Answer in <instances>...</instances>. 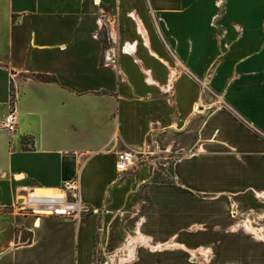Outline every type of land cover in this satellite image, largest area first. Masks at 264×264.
<instances>
[{
  "label": "crops",
  "instance_id": "0c3cea01",
  "mask_svg": "<svg viewBox=\"0 0 264 264\" xmlns=\"http://www.w3.org/2000/svg\"><path fill=\"white\" fill-rule=\"evenodd\" d=\"M11 110L0 264H264V0H0ZM166 157L175 181H150ZM64 183L73 218L26 203Z\"/></svg>",
  "mask_w": 264,
  "mask_h": 264
},
{
  "label": "built area",
  "instance_id": "2783aa9c",
  "mask_svg": "<svg viewBox=\"0 0 264 264\" xmlns=\"http://www.w3.org/2000/svg\"><path fill=\"white\" fill-rule=\"evenodd\" d=\"M0 128L10 132L16 129L13 110L0 120ZM154 154L151 143L121 150L117 153L116 170L123 172L136 163L153 161ZM25 199L36 211H46L61 217L73 218L80 211L79 193L73 185L67 183L54 189L31 187Z\"/></svg>",
  "mask_w": 264,
  "mask_h": 264
},
{
  "label": "rangeland",
  "instance_id": "374dc122",
  "mask_svg": "<svg viewBox=\"0 0 264 264\" xmlns=\"http://www.w3.org/2000/svg\"><path fill=\"white\" fill-rule=\"evenodd\" d=\"M173 162V159L171 158H156L155 159V163L152 164L150 166V173H149V178L150 181L154 182V183H172L174 182V178L172 176V172H171V164ZM158 166L161 168L163 166L162 169H159ZM264 191H261L259 193H262ZM256 196L264 198V195H260L258 193H256ZM249 222L250 224H252L253 226V221L251 218H248V216L245 215L244 217V222ZM246 229V228H245ZM247 230V229H246ZM138 237H140L142 239L143 242H146L148 238H143L141 235H139L138 233ZM146 240V241H145ZM164 242L169 243L168 245H163ZM174 241L172 240H165L163 242H158L156 244L150 243L149 241L147 242V245L150 249L154 250V249H165V248H172V247H176L177 245H174Z\"/></svg>",
  "mask_w": 264,
  "mask_h": 264
}]
</instances>
